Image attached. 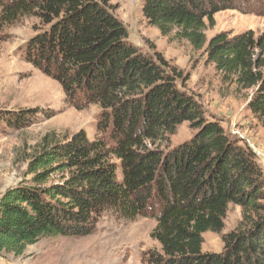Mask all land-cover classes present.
<instances>
[{"label": "trees", "instance_id": "trees-1", "mask_svg": "<svg viewBox=\"0 0 264 264\" xmlns=\"http://www.w3.org/2000/svg\"><path fill=\"white\" fill-rule=\"evenodd\" d=\"M239 1L143 0L141 8L162 36L176 29L201 50L205 20L213 24ZM23 16L47 26L27 59L77 107L99 108L101 138L79 131L42 148L29 163L31 183L0 195V255L19 257L43 237L87 235L112 212L154 220L150 238L160 251L147 252L146 264H264V173L249 147L204 117L184 90L187 76L133 46L109 0H0L3 23ZM205 52L223 80L252 90L247 107L264 121V34L219 33ZM183 123L193 136L161 149ZM229 204L241 208L242 222L221 236L220 253H203V233L221 234Z\"/></svg>", "mask_w": 264, "mask_h": 264}, {"label": "rangeland", "instance_id": "rangeland-1", "mask_svg": "<svg viewBox=\"0 0 264 264\" xmlns=\"http://www.w3.org/2000/svg\"><path fill=\"white\" fill-rule=\"evenodd\" d=\"M240 1L233 9L216 13L213 24L205 20L206 44L201 50L178 37L176 29L162 36L150 26L142 16L143 0H109V4L126 28L128 41L144 55L159 53L187 76L184 90L195 97L204 117L218 122L231 139L249 147L264 173V121L247 107L252 90L223 80L205 52L210 39L219 33L229 38L246 31L255 37L264 34V0ZM46 28L34 16L20 17L12 24L0 20V195L31 183L29 163L42 148L69 140L79 131L86 132L89 140L101 138L95 129L99 108L93 104L77 107L56 79L27 59L29 43ZM193 133L183 123L157 145L163 150L173 148L187 142ZM59 178L53 175L51 181ZM242 219L241 208L229 204L224 229L221 234L203 233L201 251L220 253L221 236L235 230ZM154 225L147 217L125 220L107 212L87 235L43 237L19 257L2 253L0 264H146L147 252L160 251L150 238Z\"/></svg>", "mask_w": 264, "mask_h": 264}]
</instances>
